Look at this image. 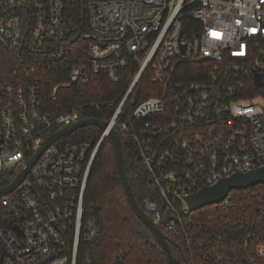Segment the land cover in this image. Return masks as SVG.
Here are the masks:
<instances>
[{
    "label": "built area",
    "instance_id": "obj_1",
    "mask_svg": "<svg viewBox=\"0 0 264 264\" xmlns=\"http://www.w3.org/2000/svg\"><path fill=\"white\" fill-rule=\"evenodd\" d=\"M0 44L18 60L15 82L0 85V174L12 168V180L50 134L93 117L81 106L110 104L83 98L94 76L124 86L95 141L70 138L86 126L60 136L0 195V264H77L80 238L99 236L82 200L110 126L131 136L160 199L143 210L179 247L199 238L213 264H264V203L253 214L231 193L248 188L205 205L239 210L233 229L183 223L188 195L264 167V0H0ZM143 76L151 89L135 102ZM67 87L83 100L58 111ZM125 104L135 105L118 121Z\"/></svg>",
    "mask_w": 264,
    "mask_h": 264
},
{
    "label": "trees",
    "instance_id": "obj_2",
    "mask_svg": "<svg viewBox=\"0 0 264 264\" xmlns=\"http://www.w3.org/2000/svg\"><path fill=\"white\" fill-rule=\"evenodd\" d=\"M78 17L77 13H75ZM74 18V20H75ZM81 23L78 32L86 28V22L81 15ZM18 60L0 44V85L15 82L17 76L14 74ZM60 80L57 75L51 74L43 78L44 94L47 95L46 87L55 81ZM123 84L112 83L101 76H94L84 88L83 98L99 100H112L110 104H97L98 106H81L83 116H93L102 120H108L114 112L123 92ZM151 89V83L143 76L133 92L134 101L146 97ZM79 92L74 88H65L61 92L64 104L56 110H66L70 107H79L75 104L83 100ZM60 100V98H59ZM135 104H125L121 109L118 121L129 114ZM83 108V109H82ZM116 131L121 144V154L124 170L130 184L131 190L139 206L144 209L146 201H160L157 190L152 185L151 178L141 159L138 158L135 144L131 136L120 127ZM100 134V129L95 126H86L73 132L70 136L73 140L89 139L95 141ZM12 180L8 173L0 174V187L6 186ZM233 197L246 205L248 211L253 209V214L259 204L264 203V184H257L247 190H234ZM82 223L94 219L99 229V236L91 241H84L80 238L77 249V264H84L89 260L91 264H168L165 254L156 242L149 228L134 214L125 200L120 181L117 176L113 159V150L109 139L106 137L100 144L92 162L82 200ZM211 214L209 219L205 215ZM6 216V212L0 207V218ZM235 216V217H234ZM239 210L233 207L230 209L224 206H205L194 210L186 215L183 223L190 229L200 225V230L210 228L212 231L224 233L233 229L230 220H236ZM191 220L188 223V220ZM3 219V218H2ZM173 251L177 254L183 264H213V258L205 260L206 252L199 247L198 239L195 238L190 247H179L170 233L162 228Z\"/></svg>",
    "mask_w": 264,
    "mask_h": 264
},
{
    "label": "water",
    "instance_id": "obj_3",
    "mask_svg": "<svg viewBox=\"0 0 264 264\" xmlns=\"http://www.w3.org/2000/svg\"><path fill=\"white\" fill-rule=\"evenodd\" d=\"M108 124L109 123L107 120H102L97 117L81 118L76 122L67 125L59 129L58 131L50 134L44 140L40 148L28 160L26 166L15 176V178L8 185L0 187V195H5L11 192L24 179L28 170L30 169L34 161L37 159L39 154L42 152V150L60 136L66 135L69 132L75 130L76 128L83 126H95L100 130H104L106 129ZM107 138L109 139L112 146L113 159L117 176L120 181L125 200L128 203L129 207L134 212V214L149 228L156 242L159 244L160 248L165 254L168 264H183L180 258L170 246L166 234L161 230L158 225H156L151 220L148 214L137 203L124 170L121 154V144L117 131L114 127H109ZM8 172L9 174H11L13 172V169H9ZM259 183H264V167L243 173H234L228 177L220 179L218 182L211 186H206L199 189L195 193L188 195L184 200L187 205V210L193 211L205 205L221 201L232 189H246ZM168 217L169 213L166 212L164 214L163 223Z\"/></svg>",
    "mask_w": 264,
    "mask_h": 264
},
{
    "label": "rangeland",
    "instance_id": "obj_4",
    "mask_svg": "<svg viewBox=\"0 0 264 264\" xmlns=\"http://www.w3.org/2000/svg\"><path fill=\"white\" fill-rule=\"evenodd\" d=\"M27 181V180H26Z\"/></svg>",
    "mask_w": 264,
    "mask_h": 264
}]
</instances>
